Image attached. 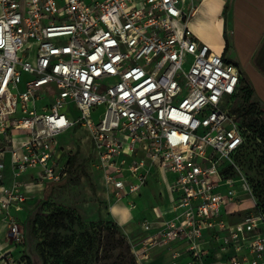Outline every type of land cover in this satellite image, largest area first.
<instances>
[{"label": "built area", "instance_id": "obj_1", "mask_svg": "<svg viewBox=\"0 0 264 264\" xmlns=\"http://www.w3.org/2000/svg\"><path fill=\"white\" fill-rule=\"evenodd\" d=\"M0 8V264H28L25 249L19 258L8 249L26 244L27 189L68 176L70 151L58 137L77 127L113 198L138 195L158 171L175 175L173 218L129 240L138 264L174 241L187 243L186 264H264V211L236 161L242 75L196 38L193 0H0ZM246 198L254 212L234 220ZM141 226L150 233L149 222Z\"/></svg>", "mask_w": 264, "mask_h": 264}, {"label": "rangeland", "instance_id": "obj_2", "mask_svg": "<svg viewBox=\"0 0 264 264\" xmlns=\"http://www.w3.org/2000/svg\"><path fill=\"white\" fill-rule=\"evenodd\" d=\"M33 59L31 56L30 60ZM243 87L234 108L249 128L250 141L240 160L264 200V107L253 99L246 100L245 84ZM72 115L76 117L75 109ZM58 143L59 148L70 151L68 176L60 183L49 185L47 196L35 194L36 201L20 215L26 244L8 246V249L15 258L25 249L28 264H130L132 252L127 235L123 232L128 242L120 233L108 229L109 222L118 217L117 205L124 199L107 198L89 133L83 127L73 128L60 135ZM235 182L238 186L242 184L239 178H235ZM155 189L154 194L143 190L141 198L132 195L125 200L126 207H130L131 201L135 202L134 212L143 216V212L156 203V195L159 198ZM250 212H254V206L251 199L246 198L241 213L234 220Z\"/></svg>", "mask_w": 264, "mask_h": 264}, {"label": "crops", "instance_id": "obj_3", "mask_svg": "<svg viewBox=\"0 0 264 264\" xmlns=\"http://www.w3.org/2000/svg\"><path fill=\"white\" fill-rule=\"evenodd\" d=\"M193 1L197 10L191 20L190 28L196 38L221 55L227 62L238 67L243 84L252 89L254 99L264 107V0ZM99 172L107 198L111 199L113 195L108 193L102 172ZM32 174L27 175L28 180ZM174 179V174L162 170L151 176L148 184L136 195V199L142 197L143 190H149L151 194H154L155 187L158 189L159 198L156 195V203L144 211L143 216L134 212L137 204L134 208L126 207L125 200L131 196L123 198L124 202L117 205L115 211L118 219L114 220L130 241L140 243L146 240L150 234L153 235L163 229L165 222L173 218L172 203L176 196L171 184ZM49 185L51 183L35 185L27 189L29 200L25 205V212L28 211V205L36 201L35 194L42 193L47 196L46 191ZM36 186L38 188L34 189ZM159 212H163V218H159ZM145 221L151 224L150 233H146L141 226ZM3 232L4 225L0 222V247L4 248ZM205 241L206 248L213 255H217L219 253L217 244L209 236L205 237ZM186 246V242L174 241L164 247H153L147 259L141 264H186L190 260ZM175 254L179 255L176 259L173 258Z\"/></svg>", "mask_w": 264, "mask_h": 264}, {"label": "trees", "instance_id": "obj_4", "mask_svg": "<svg viewBox=\"0 0 264 264\" xmlns=\"http://www.w3.org/2000/svg\"><path fill=\"white\" fill-rule=\"evenodd\" d=\"M245 86H246V88H245V89H246V90H245V91H246V97H245V99L248 100V101H249V100H252V99L255 100L254 97H253V91H252V89H251L249 86H247V85H245ZM243 89H244V87H243V79H242V81H241V87H240V92H239V94H238V98L240 97V95H241ZM255 101H256L257 103H259L257 100H255ZM259 104H260V103H259ZM261 106H262V105H261ZM233 112L238 116V118L240 117V116L236 113L235 108L233 109ZM239 120H240V118H239ZM240 122H241L242 127L244 128L245 143H244L243 146L241 147L239 153L236 155V161H237V163L240 165V167L242 168V170L245 172V174L248 176L249 180L251 181L252 186H253V188H254L255 195H256V197L258 198L259 205H260V207L262 208V210L264 211V200H263V198L261 197V195L259 194L257 186L254 184L252 178H251L250 175L247 173V171L245 170V168H244V166L242 165L241 160H240L243 151L245 150V148L247 147V145H248V143H249V141H250V135H249L250 132H249V128H248L247 126L244 125V123H243L242 120H240ZM260 137L262 138V135H260ZM108 229H110L112 232H118V233H120V235L122 236V238L125 239V240H127L125 234L123 233V231L121 230V228H120V226L117 224V222H115V221H111V222H109V224H108ZM127 242H128V240H127ZM128 245H129L128 248H129L130 252H132V248H131V245H130L129 242H128ZM129 262H130V264H138V262H137L135 256L133 255V253H132V259H131V261H129Z\"/></svg>", "mask_w": 264, "mask_h": 264}]
</instances>
